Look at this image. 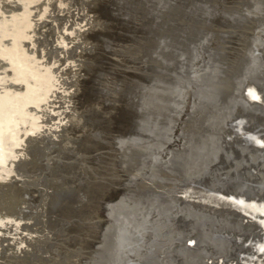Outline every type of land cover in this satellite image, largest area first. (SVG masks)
<instances>
[{
	"label": "rangeland",
	"instance_id": "1",
	"mask_svg": "<svg viewBox=\"0 0 264 264\" xmlns=\"http://www.w3.org/2000/svg\"><path fill=\"white\" fill-rule=\"evenodd\" d=\"M0 1L3 2L0 14L6 15L7 12L6 16L16 9L20 16H24L27 14L25 9L30 10L29 7L34 4L32 12L28 13L37 15V23H40L36 24L40 32L35 36L38 49L55 47L57 41L52 40V35L49 37L48 33L53 28V32L59 29L56 24L80 23L82 32L79 30L77 34H71L74 37L69 40V52L63 55L62 63H55L60 71L66 72L62 74L61 82L58 81L62 83L58 90L64 93L65 88L72 93L77 86L78 89L73 92L74 100L70 102L61 95L56 99L59 104H76L78 108L73 112L81 115V122L84 119L82 123L85 125L75 124L65 117L62 122L65 125L57 126L59 133L36 135L31 146L38 148H30V154L19 159L21 167L13 170L8 178H0V181L3 180L0 185V257L3 255L0 264H109L110 260V264H126L125 257L129 259L128 264L139 260L144 264H163L164 260H172L170 264H191V258L182 260L181 256L178 262L172 246L180 245L181 252L184 240L190 243L189 248L196 246V241H199L197 231L200 229H204L206 234L207 231L216 234L217 225H224L231 209L249 199L255 204H264V120L261 124L257 121L258 113L264 112V0H66L63 5L60 0H51L49 4L53 8H46V17L35 14L46 5L40 6L42 0H32L34 3L28 0L31 2L28 5L24 3L27 0ZM15 4H19L20 9L15 8ZM45 36L49 43L43 40ZM73 77H79L77 86L70 81ZM69 110L67 112L72 111L71 108ZM55 121L58 120L54 119L52 123ZM66 132L71 136L67 137ZM64 137L70 138V141L63 147ZM57 148L60 154L56 153ZM50 166L58 172L55 173ZM56 181L61 184L58 189L49 187V183ZM53 189L56 192L51 197L49 193ZM37 191L42 193L38 195ZM44 193H47L46 198ZM36 197H40L39 200ZM41 198L49 201L48 204ZM10 216L15 217L14 220ZM12 223L19 224L21 229ZM161 225H164L163 228ZM23 232L24 236L27 233L30 236L27 234L24 238L19 235ZM187 232L193 236L189 237ZM5 237L7 239L3 240ZM46 237L49 241L44 239ZM203 243L198 244V249L203 248L193 252H210L204 249L206 246H202ZM135 247L138 249L135 250ZM219 247L214 248L218 252L226 249L225 246ZM183 249L186 251L183 250L184 255H190V250ZM110 250L116 251V255ZM243 251H247L244 256L235 251L232 264L259 262L258 254L253 257L252 251ZM49 255L53 257L48 260ZM36 256L40 263L36 262Z\"/></svg>",
	"mask_w": 264,
	"mask_h": 264
},
{
	"label": "bare ground",
	"instance_id": "2",
	"mask_svg": "<svg viewBox=\"0 0 264 264\" xmlns=\"http://www.w3.org/2000/svg\"><path fill=\"white\" fill-rule=\"evenodd\" d=\"M9 1V0H8ZM18 1V0H17ZM15 1V2H17ZM32 1V0H31ZM49 1L51 0H42L41 3H40V6L42 4H46L43 6V9L42 7L39 9V11L35 8V10H37L35 12V14H40L39 16L40 17H46L48 15L47 13V9L46 8H49L50 4H49ZM57 1V0H56ZM87 1V0H86ZM1 2V1H0ZM7 2V0H6ZM10 2V1H9ZM8 2V4H9ZM12 2V1H11ZM13 2V3H15ZM19 2V1H18ZM21 2V0H20ZM30 2V1H29ZM28 0L24 3H27L28 5ZM33 2V1H32ZM39 1H37V5H39L38 3ZM60 4L63 5L65 4L67 1L66 0H60ZM69 2V1H68ZM3 3V2H2ZM2 3H0V5H2ZM34 3V2H33ZM17 4V3H16ZM15 4V8H19V4L16 5ZM31 4V2H30ZM49 4V5H47ZM56 4V3H55ZM73 4V3H72ZM167 4V3H166ZM22 5V4H21ZM20 5V6H21ZM26 5V6H27ZM51 5H52V2H51ZM68 5V4H67ZM79 5V4H78ZM11 6V5H10ZM14 6V5H13ZM34 6L31 5V7ZM39 6V7H40ZM52 6H55V5H52ZM29 7V9L31 10H26L27 14L24 15V16H20L19 14V10L17 11V9L13 12V13H10L8 16L7 15V12H6V15H1L0 14V178H8L10 175H11V172L13 170H15L17 167L20 166L19 164V159L22 157H25L27 156V154H30V148H32L31 144H32V141L33 139H35V136L36 135H42L43 133L45 132H50L52 134L54 133H59V130L57 128V126H60L61 124L65 125L63 122L64 118L65 117H69L68 120H70L71 122H74L75 124H80L84 121L81 122L82 120V117L81 115L80 116H77L74 112H73V109L76 110V108H78L76 106V104H67L65 105V103H58L60 101H58L56 99V96H60L61 97H65L64 99L65 100H68L69 102L71 100H74L72 99L74 97V93L75 91L78 89V86H77V83L79 82L78 78L77 77H73V80H70L72 81V85H76V90H72L73 92L72 93H69V91L67 89H63L65 90V92L63 93L62 91H59L58 88L61 86L62 83H59L58 81L61 82V79H62V74L64 73V70L60 71L59 67L55 65L56 62H63L64 58H63V55H65L66 52H69V47L68 46V43H69V40L74 37L72 36L71 34L75 33L77 34V32L80 30V23L75 24L76 22L75 21H72L70 25H66V22L64 23H61V22H58V23H61L60 24H56L55 27L56 28H59L57 31L54 30L53 32V29H52V32H49L48 35L50 37V35H52V40H54L55 42L57 41L55 47H51V48H46V50H43L42 47H40L39 49L37 48V40L35 39V36L38 32H40V28L38 29L37 25V15L34 16V15H31L29 14L28 12H32V8ZM56 7V6H55ZM54 7V9H55ZM62 6H60L59 8L61 9ZM8 7H6L7 9ZM50 8H53L50 6ZM49 8V9H50ZM86 8V7H85ZM137 8V7H136ZM263 8V7H262ZM4 9V8H3ZM20 9V8H19ZM77 9V8H76ZM256 9V8H255ZM5 10V9H4ZM24 10V9H23ZM99 10V9H98ZM5 11H8V10H5ZM10 12H12V10H9ZM8 11V12H9ZM173 11V10H172ZM257 11V10H256ZM22 12V11H21ZM77 12V11H76ZM148 12V11H147ZM2 13V12H0ZM5 13V12H4ZM19 13V14H18ZM25 13V11L23 12ZM22 13V14H23ZM55 13V12H54ZM259 13V12H258ZM264 13V12H263ZM34 14V13H33ZM77 14V13H76ZM87 14V13H86ZM94 14V13H93ZM45 15V16H44ZM57 15V14H55ZM92 16V15H91ZM55 17V16H54ZM121 17V16H120ZM56 18L59 19V17L57 16ZM61 18V17H60ZM90 18V17H89ZM93 18H94V15H93ZM44 19V18H43ZM77 19V18H76ZM98 20V19H97ZM52 21V20H51ZM69 21V20H68ZM86 21V20H85ZM90 21V20H88ZM251 21V20H250ZM260 21V20H259ZM46 22V21H45ZM56 23V22H55ZM96 23V22H95ZM40 24V23H39ZM38 24V25H39ZM208 24V23H207ZM256 24V23H255ZM47 25V24H46ZM45 25V26H46ZM83 25V24H82ZM86 25V24H85ZM50 26V25H49ZM48 26V27H49ZM84 26V25H83ZM41 27V26H40ZM53 27V26H51ZM90 27V26H88ZM95 27V26H94ZM122 27V26H121ZM151 27V26H150ZM65 28V29H63ZM86 28V27H85ZM92 28V27H90ZM88 28V29H90ZM167 28V27H166ZM44 29V27H43ZM154 29V28H153ZM45 30V29H44ZM49 30V29H48ZM84 30V29H83ZM259 30V29H258ZM88 31V30H87ZM90 31V30H89ZM46 32V31H45ZM80 32H82L80 30ZM52 33V34H50ZM89 36V34H88ZM87 36V37H88ZM259 36V35H258ZM40 37V36H39ZM55 37V38H54ZM253 37V36H252ZM255 37V36H254ZM77 38V37H76ZM80 38V37H79ZM262 38V37H261ZM44 41H46V43L48 42L49 43V39L47 36L44 37L43 39ZM88 40V39H86ZM139 40V39H138ZM158 40V39H157ZM75 42V40H73ZM86 42V41H85ZM72 43V42H71ZM84 43V42H82ZM88 43V42H87ZM260 43V42H259ZM258 43V44H259ZM151 44V43H150ZM47 45V44H46ZM50 45V44H49ZM261 45V44H260ZM76 46V45H75ZM80 46V45H79ZM46 47V46H44ZM216 47V46H215ZM214 47V48H215ZM75 48V47H74ZM80 48V47H79ZM118 48V47H117ZM218 49V48H217ZM221 50V49H220ZM261 50V48H260ZM72 51V50H71ZM75 51V50H73ZM72 51V52H73ZM82 51V50H81ZM133 51V50H132ZM165 51V50H164ZM251 52V51H250ZM64 53V54H63ZM83 53V52H82ZM152 53V52H151ZM218 53V52H217ZM74 54V53H73ZM76 54V53H75ZM79 54V53H78ZM113 54V53H112ZM163 54V53H162ZM82 55V54H81ZM125 55V54H124ZM150 55V54H149ZM249 55V54H248ZM254 55V54H253ZM72 56V55H71ZM76 57V56H74ZM79 57V56H78ZM123 58V57H122ZM208 58V57H207ZM262 58V57H261ZM69 59V58H68ZM159 59V58H158ZM67 60V58H66ZM118 60V59H117ZM70 62V61H69ZM72 62V61H71ZM90 62V61H89ZM112 62V61H111ZM123 62V61H122ZM75 63V62H74ZM82 63V62H81ZM250 63V62H249ZM83 64V63H82ZM138 65V64H137ZM193 65V64H192ZM85 66V65H84ZM90 66V65H89ZM237 66V65H236ZM214 67V66H213ZM240 68V67H239ZM250 68V67H249ZM67 69V68H66ZM65 69V71H66ZM70 69V67H69ZM78 70V68H77ZM223 70V69H222ZM251 70V69H250ZM73 71V70H72ZM69 72V71H68ZM169 72V71H168ZM211 72V71H210ZM66 73V72H65ZM64 73V74H65ZM70 73V72H69ZM205 73V72H204ZM68 74V73H67ZM211 74V73H208V75ZM71 75V74H70ZM143 75V74H142ZM68 76V75H67ZM76 76V75H74ZM109 76V75H108ZM70 77V76H69ZM216 77V76H215ZM230 77V76H229ZM236 77V76H235ZM107 78V77H106ZM199 78V77H198ZM210 78V77H209ZM66 79V78H65ZM218 79V77H217ZM220 79V78H219ZM258 79V78H257ZM68 80V79H67ZM245 80V79H244ZM248 80V79H247ZM63 81V80H62ZM65 81L64 80V84H65ZM221 81V80H220ZM190 82V81H189ZM264 82V81H263ZM69 83V82H68ZM230 83V81H229ZM226 84V83H225ZM193 85V84H192ZM221 85V84H219ZM239 85V84H238ZM249 85V84H248ZM181 86V85H180ZM187 86V85H186ZM225 86V85H224ZM237 86V85H236ZM70 87V86H69ZM185 87V86H184ZM194 88V87H193ZM224 88V87H223ZM230 88V87H229ZM233 88V87H232ZM262 88V87H261ZM255 89V88H254ZM214 90V89H213ZM217 91V90H216ZM225 91V90H224ZM234 91V90H233ZM247 91H249L247 89ZM71 92V91H70ZM214 92V91H213ZM230 92V91H229ZM232 92V91H231ZM238 92V91H237ZM62 93V94H61ZM189 93V92H188ZM259 93V92H258ZM261 93V92H260ZM191 94V93H190ZM216 94V93H215ZM221 94V93H220ZM247 94V93H246ZM254 94V93H252ZM143 95V94H142ZM202 95V94H201ZM235 95V94H234ZM256 95V94H254ZM168 96V95H166ZM251 96V95H250ZM259 96V95H258ZM256 96V97H258ZM98 97V96H97ZM96 97V98H97ZM149 97V96H148ZM191 97V96H190ZM235 97V96H234ZM253 97V96H252ZM255 97V96H254ZM201 98V97H200ZM205 98V97H204ZM221 98V97H220ZM239 98V97H238ZM260 97H258L259 99ZM77 99V98H76ZM234 99V98H233ZM255 99V98H254ZM252 98V100H254ZM257 99V100H258ZM186 100V99H185ZM213 100V99H212ZM221 100V99H220ZM246 100V99H245ZM257 100H254V101H257ZM138 101V100H137ZM216 101V100H215ZM247 101V100H246ZM115 102V101H114ZM252 102V101H251ZM257 103V102H256ZM260 103H262L261 105H263V101H261ZM59 104V105H57ZM206 104V103H204ZM208 104V103H207ZM217 104V103H216ZM215 104V105H216ZM219 104V103H218ZM246 104V103H245ZM174 105V104H173ZM252 105V103H251ZM250 106V105H249ZM259 106V105H258ZM264 106V105H263ZM224 107V106H222ZM245 107V106H244ZM248 107V106H247ZM69 108L72 109V113L69 112ZM236 108V107H235ZM242 108V107H241ZM254 108V107H253ZM67 109L69 110L67 112ZM205 109V108H203ZM212 109V108H211ZM226 109V108H225ZM244 109V108H243ZM220 110V109H219ZM236 110V109H235ZM240 110V109H238ZM244 111V110H243ZM242 111V112H243ZM264 111V110H263ZM238 112V111H237ZM241 113V112H239ZM147 114V113H146ZM259 115H257L258 119V123L261 124V122L264 120V112H261V113H258ZM262 114V115H260ZM198 117V116H197ZM211 118V117H210ZM233 118V117H232ZM54 119H57L58 121H55L54 123H52V120ZM215 119V118H214ZM66 120V119H65ZM220 120V119H218ZM247 120V119H246ZM209 122V121H208ZM86 124V122H84ZM220 123V122H219ZM83 124V123H82ZM142 124V123H141ZM222 124V122H221ZM255 124V123H254ZM81 125V124H80ZM79 125V126H80ZM84 125V124H83ZM257 125V124H256ZM254 125V126H256ZM69 126V125H68ZM85 126V125H84ZM84 126H83V129H84ZM219 126V125H218ZM231 126V125H229ZM262 126V125H261ZM63 126H61V129ZM72 127V126H71ZM194 127V126H193ZM67 128V126H66ZM258 128V126H257ZM261 128V127H260ZM60 129V130H61ZM77 129V128H76ZM82 129V127H81ZM82 129V130H83ZM259 129V128H258ZM66 130V129H64ZM85 130V129H84ZM147 130V129H146ZM217 130V129H216ZM255 130V129H254ZM233 131V130H231ZM236 131V130H235ZM240 131V130H239ZM257 131V129H256ZM68 132V131H67ZM67 132L65 133L66 136L70 137L71 135H67ZM237 132V131H236ZM262 132V131H261ZM61 134V133H60ZM60 134H57V135H60ZM155 134V133H154ZM231 134V133H230ZM87 135V134H86ZM216 135V134H215ZM219 135V134H218ZM254 134L251 133V137L253 136ZM214 136V135H213ZM258 136V135H257ZM39 137V136H38ZM46 137V136H45ZM65 138L64 143H63V147L64 145L66 144H69V139L68 138ZM88 137V136H87ZM86 137V138H87ZM217 137V136H216ZM250 137V138H251ZM254 137V136H253ZM259 137V136H258ZM53 138V136H52ZM73 137H71V141L74 142V140H72ZM75 138V137H74ZM60 139V138H59ZM63 139V138H62ZM77 139V138H75ZM135 139V138H134ZM255 139H256V136H255ZM258 139V138H257ZM256 139V140H257ZM49 140V138H48ZM54 140V138H53ZM42 141V140H41ZM40 141V142H41ZM44 141V140H43ZM76 141V140H75ZM215 141V140H214ZM234 141V140H233ZM254 141V140H253ZM60 142V141H59ZM78 142V141H77ZM210 142V141H209ZM257 142V141H255ZM37 143V142H36ZM39 143V141H38ZM54 143V142H53ZM221 143V141H220ZM249 143H251L249 141ZM51 144V143H49ZM47 145V144H46ZM136 145V144H135ZM147 145V144H146ZM203 145V144H202ZM40 146V145H39ZM206 146V145H205ZM241 146V145H240ZM49 147V145H48ZM56 147V146H55ZM256 147V146H254ZM34 149H37L35 147H33ZM32 148V149H33ZM222 148V147H221ZM61 149V148H59ZM148 149V148H147ZM258 149V148H257ZM28 150V151H27ZM49 150V148H48ZM58 150V148L56 149ZM223 150V149H222ZM43 151V150H42ZM239 152V151H238ZM58 154H60L59 150L58 152H56ZM203 153V152H202ZM152 154V152H151ZM205 154V153H204ZM209 154V153H208ZM220 154V153H219ZM252 154V153H251ZM25 155V156H24ZM54 155V154H53ZM57 155V154H56ZM225 155V154H224ZM233 155V154H232ZM31 156V155H30ZM34 157V155H32ZM60 156V155H59ZM127 156V155H126ZM51 157H53L51 155ZM58 157V155H57ZM130 157V156H129ZM200 157V156H199ZM50 159V157H48ZM136 158V157H135ZM186 158V157H185ZM244 158V157H243ZM254 158V157H253ZM25 159V158H24ZM55 160V158H53ZM59 159V158H58ZM202 159V158H200ZM227 159V158H226ZM251 159V158H250ZM264 159V158H263ZM40 160V159H39ZM52 160V159H50ZM121 160V159H120ZM261 160V159H260ZM35 161V160H34ZM37 161V160H36ZM48 161V160H47ZM152 161V160H151ZM200 161V160H199ZM231 161V160H230ZM253 161V160H252ZM259 160H257L258 162ZM49 162V161H48ZM51 162V161H50ZM59 162V161H58ZM129 162V161H128ZM228 162V161H227ZM261 162V161H260ZM259 162V163H260ZM22 163V162H21ZM33 163V161H32ZM54 163V161H53ZM26 162L23 164L25 165ZM27 164H29V162H27ZM51 166H52V163H50ZM57 164V162L55 163ZM66 164V162H65ZM121 164V163H120ZM235 164V163H234ZM249 164V163H248ZM261 164V163H260ZM259 164V165H260ZM58 165V164H57ZM93 165V164H92ZM129 165V164H128ZM258 165V166H259ZM50 166V167H51ZM56 166V165H55ZM75 166V165H74ZM120 166V165H119ZM203 166V165H202ZM216 166V165H215ZM220 166V165H219ZM222 166V165H221ZM225 166V165H224ZM264 166V165H263ZM21 167V166H20ZM23 167V166H22ZM39 167V166H38ZM43 167V166H42ZM45 167V166H44ZM128 167V166H127ZM223 167V166H222ZM239 167V166H238ZM49 168V167H48ZM57 168V166H56ZM64 168V167H63ZM121 168V166L119 167ZM240 168V167H239ZM18 169V168H17ZM20 169V168H19ZM32 169V168H31ZM52 169V167H51ZM55 169V168H54ZM52 169V170H54ZM127 169V168H126ZM202 169V168H201ZM241 169H243L241 167ZM240 169V170H241ZM259 169V167L257 168ZM25 170V169H24ZM56 170V169H55ZM54 170V172H55ZM61 170V169H60ZM135 170V169H134ZM216 170V169H215ZM214 170V171H215ZM239 170V171H240ZM249 170V169H248ZM264 170V169H262ZM16 171V170H15ZM122 171V170H121ZM209 171V170H208ZM26 172V171H25ZM28 172V171H27ZM44 172V171H43ZM53 172V174H54ZM58 172V171H57ZM55 172V173H57ZM133 172V171H132ZM136 172H137V169H136ZM217 172V171H216ZM262 172V171H261ZM31 173V172H30ZM35 173V172H34ZM46 173V172H45ZM50 173V172H49ZM62 173V172H61ZM139 173V172H138ZM193 173V172H192ZM243 173V172H241ZM249 173V172H248ZM142 174V172H141ZM223 174V173H222ZM230 174V173H229ZM244 174V173H243ZM23 175V174H22ZM59 175V174H58ZM61 175V174H60ZM124 175V173H123ZM138 175V174H137ZM212 175V174H211ZM210 175V176H211ZM245 175V174H244ZM57 176V174H56ZM125 176V175H124ZM127 176V175H126ZM129 176V175H128ZM133 176V175H132ZM131 176V177H132ZM220 176V175H219ZM236 176V175H235ZM48 177V176H47ZM53 177V175H52ZM55 177V176H54ZM62 177V176H61ZM139 177V176H138ZM186 177V176H185ZM249 177V176H248ZM261 177V176H260ZM264 177V176H263ZM46 178V177H45ZM43 178V179H45ZM49 178V177H48ZM51 178V177H50ZM65 178V177H64ZM228 178V177H227ZM246 178V177H245ZM253 178V177H251ZM250 178V179H251ZM262 178V177H261ZM27 179V178H26ZM138 179V178H137ZM141 179V178H140ZM194 179V178H193ZM198 179V178H197ZM213 179V178H211ZM220 179V178H219ZM225 179V178H224ZM259 179V178H258ZM264 179V178H263ZM40 180V179H39ZM38 180V181H39ZM222 180V179H221ZM231 180V179H230ZM244 180V179H243ZM3 180L0 181V185H1V182ZM37 181V182H38ZM48 181V179L46 180ZM50 181V180H49ZM140 181V180H138ZM190 181V180H189ZM245 181V180H244ZM248 181V180H247ZM262 181V180H261ZM19 182V181H18ZM51 182V181H50ZM62 182V181H61ZM202 182V181H201ZM232 182V181H231ZM258 182V181H257ZM260 182V181H259ZM14 183V182H12ZM143 183V182H142ZM189 183V182H188ZM213 183V182H212ZM2 184H8V183H5L3 182ZM16 184V183H15ZM18 184V183H17ZM44 184V183H43ZM48 184V182H47ZM214 184V183H213ZM262 184V183H261ZM12 185V184H11ZM14 185V184H13ZM61 184L60 182L56 181V182H52L51 184L49 183V187H54V188H57L59 187ZM250 185V184H249ZM264 185V184H263ZM67 186V185H65ZM254 186V185H253ZM252 186V187H253ZM11 187V186H10ZM16 187V186H15ZM13 187V188H15ZM23 187V186H22ZM69 187V186H68ZM139 187V186H138ZM212 187V186H211ZM260 187V186H259ZM2 187L0 186V189ZM21 189V187H19ZM18 188V190H19ZM36 188V187H35ZM67 188V187H66ZM127 188V187H126ZM264 188V187H263ZM40 189V188H39ZM38 189V190H39ZM46 189V188H45ZM50 189V188H49ZM58 189V188H57ZM63 189V188H62ZM150 189V188H149ZM185 189V188H184ZM258 189V188H257ZM14 190V189H13ZM23 190V189H22ZM41 190V189H40ZM69 190V189H68ZM84 190V189H83ZM152 190V189H151ZM154 190V189H153ZM181 190V189H180ZM233 190V189H232ZM249 190V189H248ZM259 190V189H258ZM2 191V190H1ZM16 191V189H15ZM14 191V192H15ZM43 191V190H42ZM45 191V190H44ZM43 191V192H44ZM49 191V190H48ZM191 191V190H190ZM201 191V190H200ZM206 191V190H205ZM21 192V190H20ZM30 192V191H29ZM38 192V191H37ZM41 192V191H39ZM39 192H38V195H39ZM56 192L55 189H53L52 191H50V195L51 197H53ZM118 192V191H117ZM126 192V191H125ZM213 192V191H212ZM248 192V191H247ZM18 193V192H17ZM31 193V192H30ZM42 193V192H41ZM243 193V192H241ZM262 193V191H261ZM2 194V193H1ZM15 194V193H14ZM21 194V193H20ZM34 194V193H33ZM45 194L47 193H44L43 195L45 196ZM213 194V193H212ZM240 194V193H239ZM3 195V194H2ZM22 195V194H21ZM36 195V194H35ZM169 195V194H168ZM242 195V194H241ZM260 195V193H259ZM15 196V195H14ZM140 196V195H139ZM159 196V195H158ZM246 196V195H245ZM255 196V194H254ZM254 196H250V197H254ZM23 197V196H22ZM135 197V196H134ZM143 197V196H142ZM157 197V196H156ZM38 198V197H36ZM40 198V197H39ZM38 198V200H39ZM43 198V197H42ZM41 198V200H42ZM46 198V196H45ZM127 198V197H126ZM165 198V197H163ZM229 198V197H228ZM239 198V196H238ZM241 198V196H240ZM245 198V197H243ZM247 198V197H246ZM122 199V198H121ZM184 199V198H182ZM197 199V198H195ZM252 199V198H251ZM258 199V197L256 198ZM260 199V198H259ZM14 200V199H13ZM31 200V199H30ZM36 200V199H35ZM239 200V199H237ZM250 200V199H249ZM249 200H247L246 202L244 203H241L240 205L234 207L233 209H231V212H227V221L225 220V223L223 225V223H221V225H217L218 226V231H216V234L215 232H209L207 231V234L205 233L206 231H203V230H199L197 231L198 233V237H199V241L197 240V238L194 237L195 241L197 242L196 246L194 245V247L192 248H189L190 247V243H188L187 240H184V246L183 248L185 247L186 249L190 250L191 253L193 251H196L197 250H200L201 248L203 247H199L200 249H198V244H201L202 241L204 242L202 246H206L204 247L205 250H208L210 252H207V253H201V252H198V253H194L191 255H184L186 252L182 247V252L180 251L179 249V246H176L172 243V246L174 249V257L176 255V258L178 262H180V256L183 257L181 258L182 260L183 259H188L190 260V258L192 259V263L191 264H232L233 263V260H234V253L235 251L237 250V253L239 251V256H244L243 254H245V252L247 253V251H243V250H250L252 252L251 253V256L255 257V254H258V261L259 262H255V264H264V242H261V240L263 241L264 239V204L260 203V204H255L254 203V200L252 202H250ZM25 201V200H24ZM44 201V200H42ZM46 201V200H45ZM44 201V202H45ZM51 201V200H50ZM125 201V200H124ZM243 201V200H242ZM18 202V201H17ZM27 202V200H26ZM29 202V200H28ZM49 202V201H48ZM48 202H45L48 204ZM211 202V201H210ZM224 201H222L223 203ZM237 202V201H236ZM239 202H241L239 200ZM256 202V201H255ZM260 202V201H259ZM258 202V203H259ZM154 203V202H153ZM221 203V204H222ZM10 204H13V203H10ZM16 204V203H15ZM40 204V203H39ZM42 204V202H41ZM44 204V203H43ZM213 203H211L212 205ZM216 204H218L216 202ZM239 204V203H238ZM14 205V204H13ZM12 205V206H13ZM224 205V204H223ZM15 206V205H14ZM42 206V205H41ZM173 206V205H172ZM194 206V205H193ZM213 206V205H212ZM215 206V205H214ZM222 206V205H221ZM11 207V205H10ZM21 207V206H20ZM72 207V206H71ZM162 207V206H161ZM168 207V206H167ZM228 208L230 206H227ZM226 207V209H227ZM12 208V207H11ZM16 208V207H13V209ZM18 208V207H17ZM23 208V207H22ZM50 208V207H49ZM85 208V207H84ZM149 208V207H148ZM160 208V207H159ZM222 208V207H221ZM10 209V208H8ZM7 209V210H8ZM19 209V208H18ZM24 209V208H23ZM162 209V208H161ZM17 210V209H16ZM16 210H14V212H16ZM53 210V209H52ZM213 210V209H212ZM223 210V209H222ZM225 210V209H224ZM1 211V210H0ZM11 211V210H9ZM25 212V210H23ZM28 211V210H27ZM49 211V210H48ZM54 211V210H53ZM228 211V210H227ZM2 212V211H1ZM0 212V213H1ZM7 212V211H6ZM18 212V211H17ZM20 212V211H19ZM18 212V213H19ZM30 212V211H29ZM51 212V210H50ZM8 213H11V212H8ZM46 213V212H45ZM88 213V212H87ZM91 213V211H90ZM164 213V212H163ZM181 213V212H180ZM212 213V212H211ZM226 212H224L225 214ZM3 214H5L3 212ZM12 214H15L12 212ZM10 214V215H12ZM24 214V213H23ZM22 214V215H23ZM26 214V213H25ZM31 214V212H30ZM42 214V213H41ZM157 214V213H156ZM170 214V213H169ZM219 214V213H218ZM2 216V214H0ZM17 216V213L15 214ZM39 215V214H38ZM37 215V216H38ZM121 215V214H120ZM173 215V214H172ZM181 215V214H180ZM220 215V214H219ZM218 215V217H219ZM5 217H9V215H4ZM46 216V215H45ZM50 216V215H49ZM91 216V215H90ZM118 216V215H117ZM170 216V215H169ZM226 216V215H225ZM25 216H23L24 218ZM40 217V216H39ZM51 217V216H50ZM61 217V216H60ZM145 217V216H144ZM152 217V216H150ZM162 217V216H161ZM184 217V215H183ZM217 217V216H216ZM10 218H13V216ZM18 220H20V216L18 215ZM59 218V217H58ZM195 218V217H194ZM223 218V216L221 217ZM226 218V217H225ZM2 219V218H1ZM11 219V220H12ZM52 219V218H51ZM163 219V218H161ZM3 220V219H2ZM5 220H8V218H6ZM10 220V219H9ZM8 220V221H9ZM17 220V219H16ZM24 220V219H23ZM160 220V219H159ZM165 220V219H164ZM187 220V219H186ZM206 220V219H205ZM204 220V221H205ZM57 221V220H56ZM59 221V220H58ZM156 221V220H155ZM181 221V220H180ZM190 222V219L188 220ZM195 221L197 222L198 220L195 219ZM203 221V220H202ZM2 222V221H1ZM14 222V221H12ZM46 222V221H45ZM120 222V221H119ZM158 222V221H157ZM163 222V221H162ZM170 222V221H169ZM206 222V221H205ZM219 222V221H218ZM222 222V221H221ZM5 223V221H4ZM15 223V222H14ZM21 223V222H20ZM52 223V222H51ZM150 223V222H149ZM171 223V222H170ZM173 223V222H172ZM184 223V222H182ZM181 223V224H182ZM188 223V222H186ZM185 223V224H186ZM192 223V221H191ZM199 223V222H198ZM201 223V222H200ZM203 223V222H202ZM6 224L8 225L7 221H6ZM13 224V223H12ZM22 224V223H21ZM32 224V223H31ZM44 224V223H43ZM131 224V223H130ZM134 224V223H133ZM137 224V223H136ZM175 224V223H174ZM177 224V223H176ZM4 226H6L5 224H3ZM2 225V227H3ZM9 225H10V222H9ZM13 225H16V224H13ZM28 225V224H27ZM139 226L141 225L138 224ZM144 225V224H143ZM173 225V224H172ZM180 225V224H179ZM184 225V224H183ZM182 225V226H183ZM194 225V223H193ZM201 225V224H200ZM199 225V226H200ZM17 228H19L18 226H20L19 224L16 225ZM23 226V225H22ZM132 226V224H131ZM138 226V227H139ZM160 227V225H157ZM162 228L164 225H161ZM181 226V225H180ZM179 226V227H180ZM190 226H192V224H190ZM204 226V225H203ZM209 226V225H208ZM7 227V226H6ZM12 227V226H11ZM15 227V226H14ZM29 227V226H28ZM31 227V226H30ZM49 227V226H48ZM61 227V226H60ZM175 227V226H174ZM173 227V228H174ZM177 227V228H179ZM4 228V227H3ZM16 228V227H15ZM16 228V229H17ZM50 228V227H49ZM127 228H133V227H127ZM171 228V227H170ZM172 228V229H173ZM182 228V227H181ZM185 228V225L184 227ZM187 228V227H186ZM185 228V230H187ZM189 228V227H188ZM193 228V227H192ZM196 228H200V227H196ZM2 229V228H1ZM6 229V228H4ZM9 229V228H7ZM16 229H13V230H16ZM21 229V227L19 228ZM24 229V227H23ZM30 229V228H28ZM115 229H116V226H115ZM118 229V227H117ZM143 229V228H142ZM148 229V228H147ZM167 229V228H166ZM210 229V228H209ZM32 230V229H31ZM38 230V229H37ZM42 230V229H41ZM51 230V228H50ZM49 230V231H50ZM128 230V229H127ZM137 230V228H136ZM140 230V229H139ZM146 230V228H145ZM143 229V231H145ZM149 230V229H148ZM161 230V229H160ZM175 230V228H174ZM191 230V229H189ZM194 230H196L194 228ZM207 230V229H206ZM213 230V229H212ZM12 231V230H11ZM10 231V232H11ZM28 231V230H27ZM34 231V230H33ZM117 231V230H116ZM125 231V230H124ZM131 231H134V230H131ZM162 231V230H161ZM169 231V229H168ZM9 232V231H8ZM15 232H18V231H15ZM22 232V231H21ZM31 232V231H30ZM129 234L131 233L130 231H128ZM142 232V231H141ZM176 232H180V231H176ZM175 231H173L172 233H176ZM11 233H14V232H11ZM27 233V232H25ZM108 233H111V232H108ZM119 233V232H118ZM121 233H124V232H121ZM144 234V232H142ZM146 233V232H145ZM188 235H189V232H187ZM193 233V232H192ZM18 234V233H17ZM17 234H14L15 236H17ZM24 232L19 235H23ZM28 234V233H27ZM26 234V235H27ZM132 234H134V232H132ZM132 234H131V238H132ZM142 234V235H143ZM179 234V233H178ZM181 234V232H180ZM179 234V235H180ZM183 234L186 235V233H184L183 231ZM9 235V234H8ZM25 235V236H26ZM32 235V234H31ZM41 235V234H40ZM43 235H46V234H43ZM114 235V234H113ZM127 235V234H125ZM135 235V234H134ZM133 235V236H134ZM138 235V233L136 234ZM184 235V236H185ZM195 235V234H194ZM24 236V235H23ZM24 236V238H25ZM28 236H30L28 234ZM34 236V235H33ZM48 236V235H47ZM111 236H112V233H111ZM123 236V235H122ZM140 236V235H138ZM138 236H137V240L139 241L138 239ZM178 236V235H177ZM183 236V235H182ZM193 236V235H191ZM189 235V237H191ZM196 236V235H195ZM1 237V236H0ZM9 237V236H8ZM19 237V236H17ZM27 237V236H26ZM32 237V236H31ZM30 237V238H31ZM36 237V236H35ZM34 237V239H36ZM40 237V236H39ZM51 237V236H50ZM136 237V236H135ZM134 237V238H135ZM173 237V236H172ZM187 237V236H186ZM185 237V238H186ZM13 238V237H12ZM21 238V237H20ZM38 238V236H37ZM49 237H46L44 239H47ZM110 238V237H109ZM109 238H107L109 240ZM112 238H114L112 236ZM120 238V237H119ZM122 238V237H121ZM171 238V237H170ZM174 238V237H173ZM179 238V237H178ZM183 238V237H182ZM4 239H7L6 237L3 238ZM22 239V238H21ZM32 239V238H31ZM40 239V238H38ZM43 241H46L44 240ZM125 239V238H124ZM129 239V238H128ZM136 239V238H135ZM134 239V240H135ZM176 240V238H174ZM184 239V238H183ZM183 239H181L183 242ZM188 239V238H187ZM192 240V238H189L188 240ZM10 240V239H9ZM49 241V239H47ZM121 240V239H120ZM123 240V239H122ZM133 240V239H132ZM130 240V241H132ZM133 240V242H135ZM26 241V240H25ZM177 241V240H176ZM175 241V242H176ZM194 241V240H193ZM30 242V241H29ZM101 242V241H100ZM119 242V240H118ZM124 242V241H123ZM127 242V241H125ZM129 242V240H128ZM132 242V243H133ZM144 241L142 240V243ZM168 242V241H166ZM174 242V241H173ZM174 242V243H175ZM192 242V241H191ZM28 243V242H27ZM78 243V242H77ZM109 243V242H108ZM136 243V242H135ZM135 243L132 244V247L134 248L135 246ZM139 243V244H138ZM158 243V242H157ZM165 243V241L163 242ZM169 243V242H168ZM194 243V242H192ZM20 244V243H19ZM18 244V245H19ZM24 244V243H23ZM46 244H48V242H46ZM113 244V243H112ZM117 244V243H115ZM121 244V243H120ZM130 244V242H129ZM138 245H142L140 242H137ZM144 244V243H143ZM160 244V243H159ZM167 244V243H166ZM214 244H218V246H214ZM15 245V244H14ZM17 245V246H18ZM109 245V244H108ZM134 245V246H133ZM171 245V244H170ZM222 246L226 249H223L224 252H218L214 247H219ZM9 246V245H8ZM47 246V245H46ZM45 246V247H46ZM101 246V245H100ZM111 246V244H110ZM126 246V244H125ZM124 246V247H125ZM13 247V245H12ZM19 247V246H18ZM42 247V246H41ZM43 247V248H45ZM64 247V246H63ZM99 247V246H97ZM128 247V246H127ZM138 247V246H137ZM141 247V246H140ZM170 247V246H169ZM6 248V247H5ZM42 248V249H43ZM126 248V247H125ZM23 249V248H22ZM26 249V248H25ZM46 249V248H45ZM48 249V248H47ZM98 249V248H97ZM102 249V248H101ZM131 249V248H129ZM138 249L135 247V250ZM141 251H142V248H140ZM145 249V248H144ZM196 249V250H195ZM64 250V249H63ZM71 250V249H70ZM114 250V249H113ZM128 250V249H127ZM149 250V249H147ZM184 250V252H183ZM205 250H203V252H205ZM215 250L217 252H215ZM1 251V250H0ZM18 251V250H17ZM48 251V250H47ZM62 251V250H61ZM106 251H108L106 249ZM140 251V250H139ZM146 252V250H144ZM172 251V250H171ZM6 252V251H5ZM25 252V251H24ZM103 252V251H102ZM111 252V250H110ZM116 252V251H113L111 252L112 254ZM4 253V252H3ZM109 253V252H108ZM123 253H126V252H123ZM170 253V252H169ZM173 253V252H171ZM215 253V255L213 254ZM253 253V254H252ZM25 254V253H24ZM33 254V253H32ZM45 254V253H44ZM54 254V253H52ZM68 254V253H67ZM127 254V253H126ZM189 254V252H188ZM2 255V254H1ZM5 255V254H4ZM28 256V254H26ZM38 255V254H37ZM42 255V254H41ZM40 255V257H41ZM99 255V254H98ZM102 255V254H101ZM114 255H116V253H114ZM118 255V254H117ZM3 256V255H2ZM1 256V257H2ZM11 256V255H10ZM43 256V255H42ZM51 256V255H49ZM70 256V255H69ZM74 256V255H73ZM108 256V255H107ZM122 256V255H120ZM139 256V255H138ZM185 256V257H184ZM249 251H248V257H249ZM0 257V258H1ZM24 257V256H23ZM37 257V256H36ZM48 256H45V259L47 258ZM53 256L51 257H48V260L49 258H52ZM55 257V256H54ZM101 257V256H100ZM104 257V256H103ZM106 257V256H105ZM112 257V256H111ZM118 257V256H117ZM124 257V256H123ZM133 257V256H132ZM132 257H130L132 259ZM154 257V256H152ZM151 257V258H152ZM248 257H245L246 260ZM38 258V257H37ZM36 258V259H37ZM43 258V257H41ZM87 258V257H86ZM129 258V257H128ZM143 258H145L143 256ZM156 258V257H154ZM152 258V259H154ZM112 259V258H111ZM119 259V258H118ZM134 259V258H133ZM142 259V258H140ZM164 259H167V258H162L161 260H164ZM176 259L174 261H176ZM242 259V258H241ZM250 259V258H248ZM18 260V259H17ZM40 259L38 258V261L36 260V262L40 263L39 261ZM43 260V259H41ZM46 259V261H48ZM52 260V259H51ZM110 260V259H109ZM108 260V262H109ZM122 260V258H120V261ZM125 261L126 264H128V260L126 257H125ZM137 260V258L135 259ZM146 260V259H145ZM158 260V259H157ZM160 260V259H159ZM160 260V261H161ZM199 260V261H198ZM244 260V261H246ZM252 260V259H251ZM1 261V260H0ZM4 261V260H3ZM31 261V260H30ZM44 261V260H43ZM53 261V260H52ZM70 261V260H69ZM99 261V260H98ZM104 261V259H103ZM112 260H110L111 262ZM132 261V260H131ZM140 261V260H139ZM136 262V263H132V262H129L131 264H144L141 260V262ZM148 261V260H147ZM168 260H164L163 264H170L172 263ZM241 260L239 259V262ZM255 261V260H253ZM6 262V261H5ZM25 262V261H24ZM42 262V261H41ZM50 262V261H48ZM57 262V261H56ZM86 262V261H85ZM84 262V263H85ZM107 262V263H108ZM109 262V264H110ZM123 262V261H122ZM121 262V263H122ZM177 262V263H178ZM182 262V261H181ZM185 262V261H184ZM189 262V261H188ZM1 263V262H0ZM9 263V262H8ZM14 263V262H13ZM18 263V262H17ZM44 263V262H43ZM51 263V262H50ZM49 263V264H50ZM87 263V262H86ZM103 263V262H102ZM101 263V264H102ZM105 263V262H104ZM116 263H117V259H116ZM148 263V262H147ZM145 263V264H147ZM161 263V262H160ZM250 263V261H249ZM3 264V263H2ZM42 264V263H40ZM46 264V262H45ZM48 264V263H47ZM53 264V263H51ZM58 264V263H56ZM61 264V263H60ZM65 264V263H64ZM88 264V263H87ZM113 264V263H111ZM124 264V263H122ZM149 264V263H148ZM152 264V263H151ZM159 264V263H158ZM175 264V263H173ZM236 264V263H235ZM238 264H242L241 263H238ZM243 264H245V262H243ZM247 264V263H246ZM251 264V263H250Z\"/></svg>",
	"mask_w": 264,
	"mask_h": 264
}]
</instances>
